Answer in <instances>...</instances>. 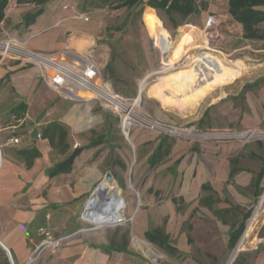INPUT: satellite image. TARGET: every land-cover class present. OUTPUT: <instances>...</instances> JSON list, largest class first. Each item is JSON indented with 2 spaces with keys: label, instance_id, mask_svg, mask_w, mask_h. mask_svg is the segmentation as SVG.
<instances>
[{
  "label": "crops",
  "instance_id": "0c3cea01",
  "mask_svg": "<svg viewBox=\"0 0 264 264\" xmlns=\"http://www.w3.org/2000/svg\"><path fill=\"white\" fill-rule=\"evenodd\" d=\"M14 1V10L10 8L11 0L8 1L4 22L16 25L22 23L20 19L22 11L17 7L23 6L17 4L21 3V0ZM27 1L36 4L32 2L34 0H26V3H30ZM204 3L209 7H215L218 3V6L227 8L228 12L226 0H205ZM55 7L48 4V9H43L32 25L28 27L23 25L25 28L20 27L19 31L9 36L18 39L26 49L37 53L52 55H60L66 51L79 54L91 53L101 72L107 62L98 60L94 38L83 33V28L79 24L71 23L84 20V16H76L70 20L63 17L65 7L63 11L61 8H57L56 11ZM198 8V13H201L203 10L200 5ZM2 24L0 29H2ZM63 29H68L65 30V33L69 34L66 40L61 37ZM20 33L22 37L19 36ZM5 34L9 33L5 32L4 36ZM199 74L198 72V76ZM237 78L238 76L224 86L232 84ZM263 78L264 76H261L254 82L244 84L241 92L235 94L225 92L218 94L215 93V89H210L197 99L195 105L192 104L191 99L187 98L191 106L185 109L189 108L188 111H191L188 113L194 116L189 122L198 131L216 128L212 127L215 124V114L213 117L212 111L217 104L227 99L228 95H231V100H234L240 95L254 92L263 98L264 81H261ZM246 86L252 87L244 91ZM159 90L156 88L153 91L154 94L148 96L149 103L154 107L158 106L159 111H172L174 116L179 115L181 109L175 104L172 105V102L168 103L164 100V97H170V93L161 89V94ZM0 97L1 99L6 98L5 110L0 112V250L9 264H27L41 240V231L47 229L63 210L66 214V209L71 203L74 204L73 202L82 197L90 196L107 172L111 173L121 191L129 192L130 184V189L139 199L138 202L133 196H129V199L125 201L122 199V202L115 201L111 198L115 192L112 191L107 202L111 203L109 210L101 214H92L95 205H89L82 214L84 221L94 223L97 228L83 230V224L73 214L71 223L75 226L72 228H77L76 231L78 230L79 233L75 236L71 233L72 235L60 244L55 253L48 249L44 250L31 264H132L133 254L137 255V251L133 249L135 248L133 243L144 255H146L145 248L152 251L148 244L150 243L170 258L185 257L187 250L174 244L173 240L176 235L170 233L164 225H156L150 219L151 211L154 212L153 208L158 204L157 198L162 196L163 199L159 202L161 204L157 210L159 209L160 213L167 217L165 222L168 220L172 223L189 212L184 225L187 228L183 230L184 241L188 245L193 243L191 237L193 226L190 221L194 215L203 213L216 221L220 234L226 237L229 248V235L232 227L230 222L225 220L229 221V218L223 213L230 210L231 206L238 207L240 211L246 213L260 198L254 194L252 180L259 173L261 164L256 171L240 166V161L244 158L257 160L262 157L255 149L246 152V149H238L233 144L213 143L201 139L185 140L157 134L151 136L150 133H146L147 136H145L140 129L134 128L137 130L132 132L130 139L133 156L128 161L127 155L123 157V154L116 152L109 135L103 143L90 147L92 140L95 139L91 134L92 131L102 133L110 130L108 114L97 102L66 100L47 87L41 80L37 68L12 60L0 62ZM21 105H25V110L23 116L16 120L15 110ZM166 116L162 117L166 118ZM162 117L158 120L166 122ZM175 121L178 120L175 119ZM53 122L67 127L68 144L72 150L80 148L81 151L74 159L72 170L69 173L49 177L47 171L61 161L62 157L52 151L46 139L37 136L41 134L44 126ZM168 122L170 123L168 125H173V127L180 126L179 122L173 120ZM13 137L19 138L18 145L10 143ZM104 144L108 146V149L101 148ZM33 147L38 150L40 156L28 166L16 156V152ZM233 157L239 158L241 171L230 176L229 162ZM246 176H250L247 181ZM112 184L106 185V192ZM203 185H209L217 198L211 207L201 203L202 196L207 194L201 190ZM154 186L157 188L153 189ZM246 186L252 187L251 194H244L243 190ZM260 186L263 189L264 183ZM218 211L222 215H217ZM113 212L118 213V219L121 216L131 217V226L129 225L121 232L114 231L113 233L103 228L108 225L105 223L107 216ZM241 218L240 214L238 220ZM68 219L65 220L68 221ZM36 220L39 225H35ZM258 223L264 228V210L259 216ZM159 227L163 228L171 242V247L176 250L174 256H169L146 238V233L151 228ZM69 230L64 227L65 233L62 236L69 235ZM141 240H146L148 243ZM261 241L264 249V231L259 237V242ZM243 242L242 238L237 249L233 251L229 248L232 254L227 264H231ZM112 246L120 250L112 249ZM261 254H263L262 257ZM261 254L258 255V262L253 264H264V250ZM3 258H0V261ZM150 261V259L147 260L146 264H152Z\"/></svg>",
  "mask_w": 264,
  "mask_h": 264
},
{
  "label": "rangeland",
  "instance_id": "374dc122",
  "mask_svg": "<svg viewBox=\"0 0 264 264\" xmlns=\"http://www.w3.org/2000/svg\"><path fill=\"white\" fill-rule=\"evenodd\" d=\"M27 2L30 3L23 1L17 3L23 6L17 7L22 11L20 14L21 20L26 13L33 12L42 6L40 4H33L31 1ZM204 2L205 0H199L198 5ZM14 3L15 1L11 0L10 8L12 10H14ZM48 4L56 6V11L57 8H61L62 10L65 7L66 10L63 12V17L65 16L67 19L80 15L86 18V20H77L71 23L79 24L83 28V33L94 38V48L98 60H106L107 63L111 62L115 74L114 78L112 80L109 79L110 82L104 76L106 63L101 70L102 80L109 85L113 93L119 95L124 100L134 101L135 99H139L136 111L151 121L165 127L164 130H150L146 126L132 127L127 131L126 137L120 129V122L115 120L118 118L117 115L104 107L102 103L97 102L109 115L108 122L111 124L109 130L110 142L116 148L117 153L123 154V157L127 155L128 161L133 156V146L130 139L132 132L137 130L134 128L140 129L145 136H147L146 133H150L152 134L151 136L157 134L185 140L201 139L213 143L233 144L238 149H246V152H251L255 149L258 154L264 156V136L241 138L244 133L254 132L255 134H264V97L261 98L258 94L252 92L231 100V95H228V98L219 102L212 111V116L215 114V124L212 127L216 128L206 131H198L192 126L189 121L194 116L188 113L191 111H188L189 108L185 109L189 105L191 106L187 97L191 99L192 104L198 101L194 94L197 89H194L195 87L190 88L191 84L189 83L195 78H198V80H202L203 77L208 78L210 74V71L206 70V68L200 69L199 64L203 61L217 66L218 70L222 72L223 78L222 81L218 82L216 71L211 72L208 82L212 83V85L211 87H203L201 82L199 86L202 84L200 89H203L199 91V97L206 91L209 92L210 89H215V93L217 92L218 94L221 92L235 94L241 92L244 84L254 82L258 77L264 76V42L243 39L242 26L232 20L228 15L227 8L218 6V3H216L215 7L207 5L206 10L187 18L177 29H173L169 23L165 22V17L156 10L153 20H144L143 15L147 10L146 7L139 19H131V17L127 16L128 10L125 8L116 9L109 3L101 5L99 1L51 0L43 6L44 10L48 9ZM20 27L25 28L22 23L13 25L4 22L2 29H0V38L4 37L5 32L9 33L5 34L7 36L15 33V31H19ZM193 27L198 29L196 30ZM65 30L67 31L68 29H63L61 34L64 40L69 38V34H66ZM19 36L22 37V34L20 33ZM175 49L183 51L180 55V60H175ZM185 55L190 57V60L187 62L184 60ZM198 72L200 73L199 76ZM236 76L238 78L232 84H229L227 87L224 86ZM163 80L168 81L162 82ZM214 86L217 87L213 88ZM156 88L160 89L159 93L162 92L161 89L166 93H170V97H164V100L168 101V103L172 102V105L175 104L180 108L179 115L174 116L172 111H159L158 106L154 107L149 103L148 96L154 94L153 91ZM5 100L6 98L1 99L0 97V112L5 110ZM164 115H167L166 118L162 117ZM159 117L164 118L166 122L159 121ZM175 119L178 121H175ZM171 120L179 122L180 126L173 127V125H168L170 124L168 121ZM258 144L261 147H258ZM101 148L108 149V146L104 144ZM260 164V159L244 158V160L240 161L241 167L255 171ZM249 177L246 176V181ZM114 183L112 187H108L106 196L111 195V192L115 191L119 193L124 201L129 199V196H133L138 202L139 199L136 194L130 189L129 181V192L121 191L115 179ZM155 188L157 187L154 186L153 189ZM251 191V186H246L245 190H243L244 194H251ZM263 193L264 188L258 202L253 205V212L246 223V229L242 237L244 242L237 253L238 256L242 254L245 261L250 264L258 262V255L263 253L264 250L262 241L261 243L259 242L260 234L264 231V228L258 223L259 216L264 210V200L260 203ZM162 197L157 198L158 204L153 208L155 211H151L152 216H150V219L156 225L162 224L165 228L167 227L170 233L175 234L174 244L187 250V254H185V257L170 258L156 246H152L146 240H141L147 242L151 250L159 257L158 262H150L152 264H227L233 249L232 251L229 250L226 237L220 234L216 221L211 216L203 213L194 215L190 221L191 226H193L191 232L193 243L188 245L184 241L185 235L183 230L187 228L184 225L188 219L189 212L186 215L180 216L172 223L168 220L165 222L167 217L160 213L159 209L157 210V207L161 204L159 202L163 199ZM88 199L89 196H85L73 202L74 204L71 203L68 209H66L67 213L65 214V210H63L56 217V220L45 230L50 231L54 237H63L65 227V229H70V234L67 236L72 234L75 236L79 232L78 230L76 231L77 228H72L75 226L71 223L73 216L83 224V230L97 228L94 223H89L81 218ZM108 205V209H110L111 203ZM101 213L103 211H96L94 206L92 214ZM66 217L69 218L68 221L65 220L67 219ZM105 223L108 225L103 228L110 230L109 232H121L129 225L131 226V217L127 218L126 216L125 218L121 216L120 221L115 224L114 220L112 222H106L105 220ZM133 247H135L133 249L137 251V255L133 254L132 264H146L149 257L144 255L136 247L135 243H133Z\"/></svg>",
  "mask_w": 264,
  "mask_h": 264
},
{
  "label": "trees",
  "instance_id": "16d2710c",
  "mask_svg": "<svg viewBox=\"0 0 264 264\" xmlns=\"http://www.w3.org/2000/svg\"><path fill=\"white\" fill-rule=\"evenodd\" d=\"M9 0H0V25L5 20V12L8 6ZM26 2V0H21ZM51 0H34L36 4L42 5L41 8L26 13L22 18V24L26 27L32 25L35 19L43 12V6ZM95 2L99 1L102 4L109 3L114 6L116 9H126L128 10V17L131 19H139L146 7L147 10L143 15V19H153L155 18V10L165 17V22L169 23L173 29H177L183 22L191 15L197 14L199 12L197 0H93ZM228 7V14L233 21L242 26V36L243 39L248 41H259L264 42V0H226ZM98 7V6H97ZM200 8L205 10L206 5L200 4ZM155 9V10H154ZM106 72V73H105ZM114 69L109 61L105 66L104 76L107 81H110L114 78ZM110 79V80H109ZM264 81V78L261 80ZM111 82V81H110ZM114 85V84H112ZM253 86V85H252ZM252 86H246L244 91L248 90ZM25 110V105L19 106L16 110V120L20 119L23 116ZM109 117V115H108ZM207 117V116H205ZM115 120L119 121L118 118ZM203 120V119H202ZM111 128V124H110ZM92 136L95 139L92 140L90 147L97 144L103 143L104 139L109 135V130L102 133L91 132ZM40 137L46 139L52 149L57 155L62 157V160L54 164L48 171L47 174L49 177H54L59 174H67L72 170L74 159L80 153V148L71 149L68 144V129L60 123H50L44 126L41 129ZM258 147H261L258 144ZM16 156L21 158L26 165H31L35 158L40 156L36 148L18 150ZM261 160V169L259 173L256 174V177L252 180V186L254 189L255 196H260L262 192L261 183H264V156L259 157ZM152 162V160H151ZM230 176H234L241 171L239 167V158L233 157L230 159ZM201 190L206 192L205 196H202L201 203L211 207L213 203L217 201L215 194L212 192L209 185H203ZM253 210L250 209L243 213L238 207L231 206L230 210L224 212L223 214L229 218L232 227V231L229 235V248L232 250L239 239L243 235L246 229V220L251 216ZM221 212L218 211L217 215ZM239 214H241V220L239 219ZM222 215V214H220ZM35 225H39L36 220ZM146 238L149 242L160 247L165 253L169 256H174L176 250L173 249L170 245L168 236L165 234L163 228H151L146 233ZM112 249L120 250V248H115L112 246ZM4 253L0 250V258L2 259ZM235 258V257H234ZM232 264H250L245 261L242 254L236 257ZM0 264H9L8 260L3 258L0 261Z\"/></svg>",
  "mask_w": 264,
  "mask_h": 264
},
{
  "label": "built area",
  "instance_id": "2783aa9c",
  "mask_svg": "<svg viewBox=\"0 0 264 264\" xmlns=\"http://www.w3.org/2000/svg\"><path fill=\"white\" fill-rule=\"evenodd\" d=\"M86 20L85 17H83ZM5 59L21 63L26 66H33L38 69L41 80L47 87L61 96L73 102H100L104 107L115 113L120 122V129L127 137L132 127L146 126L150 130L165 129L157 122H153L136 111L139 99L134 101L124 100L112 92L109 85L101 78L100 69L89 54L64 52L60 55L37 53L25 48L24 44L12 36L0 38V62ZM170 131V130H169ZM246 138L262 133L254 132L242 134ZM40 138V135L37 136ZM12 145L19 144V138L10 139ZM264 200V193L260 203ZM118 219L117 222H119ZM69 236L54 237L48 230L41 231V240L32 252L27 264L34 262L37 257L46 249L52 253L67 240Z\"/></svg>",
  "mask_w": 264,
  "mask_h": 264
},
{
  "label": "water",
  "instance_id": "95a60500",
  "mask_svg": "<svg viewBox=\"0 0 264 264\" xmlns=\"http://www.w3.org/2000/svg\"><path fill=\"white\" fill-rule=\"evenodd\" d=\"M112 183H114L113 177H112L110 172H107L104 175L103 180L97 185V187L90 194L89 199L84 206V211L88 208L89 205H95L96 211L101 212L103 209V206H105L106 203L109 201V197L106 196V187H107L106 185L112 184ZM116 188L118 189L117 186H116ZM111 198L114 199L115 201L122 202V198L120 197L118 192H114V194H112ZM81 218H83V216H81ZM243 235L241 236V239H242ZM241 239H240V241H241ZM240 241L237 243V245L235 246V248L233 250L237 249ZM5 251H7V250H5ZM145 253L151 261L158 262V257L154 253H152V252H145ZM7 254H9L8 251H7ZM237 256H238V254L235 256L233 261L236 259ZM232 263L233 262H231V264Z\"/></svg>",
  "mask_w": 264,
  "mask_h": 264
},
{
  "label": "bare ground",
  "instance_id": "6f19581e",
  "mask_svg": "<svg viewBox=\"0 0 264 264\" xmlns=\"http://www.w3.org/2000/svg\"><path fill=\"white\" fill-rule=\"evenodd\" d=\"M175 60H180V55H181V53L183 52L182 50L180 51V49H175ZM184 60L187 62L188 60H190V57L188 56V55H185V57H184ZM199 66H200V69H205L206 68V70H209L210 71V74H211V72L213 73V71H216V74H218L217 75V79L219 80L218 82H220V81H222V78H223V74H222V72L220 71V70H218V68H217V66H214V65H212V64H210V63H208V62H206V61H203V62H201L200 64H199ZM242 69V68H241ZM208 75V78H205V77H203L202 78V80L201 79H199L198 80V78H195V79H193V81L192 82H190L189 84H191V86H190V88L191 87H195L194 89H197L196 90V92L194 93L195 95H196V97H197V99H198V97H199V91H201L202 89H200V87L202 86V84H203V87H211V85H212V83H209L208 82V79L210 78V76L211 75ZM206 75V74H205ZM211 80H212V77H211ZM199 81V82H198ZM202 82V84L199 86V84ZM212 82H213V80H212ZM195 85V86H194ZM142 86V85H141ZM185 91V90H184ZM188 99H189V97H187ZM257 135H252V136H250V137H256ZM242 139L244 138V136H242L241 137ZM246 138V137H245ZM109 208V205L106 203V205L105 206H103V209H102V211L103 212H105V211H107V210H109L108 209ZM117 213V212H116ZM118 218H119V215H118V213L115 215V213L113 212L110 216H108L107 217V219H106V222L108 221V222H112L113 220H114V222L116 221H118ZM115 222V223H116ZM114 223V224H115ZM145 252H152V251H149V250H147L146 248L144 249V253ZM153 253V252H152Z\"/></svg>",
  "mask_w": 264,
  "mask_h": 264
}]
</instances>
